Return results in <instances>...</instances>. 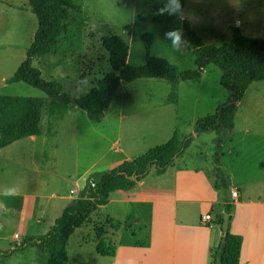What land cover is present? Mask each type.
Returning a JSON list of instances; mask_svg holds the SVG:
<instances>
[{"label": "rangeland", "instance_id": "obj_1", "mask_svg": "<svg viewBox=\"0 0 264 264\" xmlns=\"http://www.w3.org/2000/svg\"><path fill=\"white\" fill-rule=\"evenodd\" d=\"M74 1L78 7L71 9L67 29L58 47L49 54L33 59V64L41 69L43 76L61 81L63 89L73 96L88 92L111 69L109 54L101 40L106 34H119L129 42L130 63L142 64L146 61L141 33L151 31L156 36L153 54L168 57L182 68L196 67L193 45L182 21L175 19L170 24H161L143 19L144 15L157 14L164 6L161 0ZM183 9L185 17L206 43L230 41L233 25H240L247 35L264 37V0H184ZM37 27L38 18L30 0H0V95L45 97L41 121L43 133L0 147V192H10L17 198L29 192L39 193L43 219L41 230L49 227L51 219L60 214L67 197L85 196L89 185L102 172L167 140L169 127L165 129L164 126L178 122L181 131L188 135L192 123L186 118L191 111L198 116L209 114L215 110L219 99L224 102L229 95L220 82L222 70L210 63L201 81H171L161 77L121 81L103 118L94 120L83 108L54 102L43 90L30 83L9 80L26 58ZM178 27L183 28L182 39L188 42V47L179 52L171 48L170 39H165L166 32ZM169 103L179 107L175 118L174 114H169ZM159 105H166V110L154 109ZM156 128H161L162 132H154ZM207 142H204L205 148L199 141L192 146L188 153L191 162L196 161L194 156L200 150L204 151L205 156L208 154ZM145 177L146 183L170 181L168 174H159L155 169ZM112 195L115 197L113 200L93 212L96 225L87 222L73 234L70 239L72 254L75 252L72 249L83 238L89 243V249L95 247L98 251L99 238L95 229L101 227L114 232L112 224L107 223L108 218H113L112 215L117 216L114 217L116 221L123 223L115 231L116 237L120 239L125 236L124 225H132L131 221L125 224L122 219L127 204L121 198L127 194L116 191ZM32 196L25 198L31 201ZM102 237L108 242L105 238L108 234ZM10 245L5 247L9 248ZM28 249L29 254H24L23 258L4 257L3 264H23L22 259L48 263L47 254L38 247Z\"/></svg>", "mask_w": 264, "mask_h": 264}, {"label": "trees", "instance_id": "obj_2", "mask_svg": "<svg viewBox=\"0 0 264 264\" xmlns=\"http://www.w3.org/2000/svg\"><path fill=\"white\" fill-rule=\"evenodd\" d=\"M179 3L184 8V0H179ZM30 5L37 15L38 27L34 40L27 49L26 58L9 80L30 83L43 90L54 102L76 105L86 110L90 118L100 121L121 81L150 77L167 78L171 81L195 80L202 76L210 63L216 64L222 70L220 82L228 90L229 95L218 105L214 113L197 119L193 133L181 136L180 131L176 129L169 140L153 145L137 157L125 159L118 166L102 172L89 185L86 195L74 198L72 204L64 209L46 233L28 234L20 242H13L7 249L0 247V258L36 246L47 254V264H68V243L75 229L91 222L93 212L109 202L112 192L133 188L153 169L159 173L166 172L200 132L210 130L217 132L215 173L220 182H217L216 186H225V180L220 172L223 145L235 127L239 101L247 88L252 82L264 79V37L247 35L240 25H233V36L230 41L209 44L192 26L191 21L185 18L182 23L193 45L196 67L182 68L168 57L153 54L152 47L156 36L151 31L141 33L147 57L142 64L128 62L130 44L121 35L106 34L101 40L103 48L109 54L111 69L104 73L88 92L73 96L63 89L61 81L43 76L41 69L33 64V59L38 55L49 54L58 47L60 38L67 29L70 11L78 5L74 0H30ZM143 19L170 24L177 17L165 13L144 15ZM44 106V96L0 95V147L24 137L41 135ZM225 211L232 212L230 202L225 203ZM223 221L222 215L218 220L222 231ZM107 223L112 224L114 228H119L123 224L111 217L107 219ZM102 236L101 232L98 251L101 254L114 255L116 247L106 242ZM241 245V235L229 229L228 234L222 235L212 250L214 263L238 264Z\"/></svg>", "mask_w": 264, "mask_h": 264}, {"label": "crops", "instance_id": "obj_3", "mask_svg": "<svg viewBox=\"0 0 264 264\" xmlns=\"http://www.w3.org/2000/svg\"><path fill=\"white\" fill-rule=\"evenodd\" d=\"M206 69L195 80L201 81ZM222 101L218 100L211 113ZM169 105V114H174L175 118L179 107L173 103ZM165 106L159 105L154 109L166 110ZM199 117L194 111L188 114L186 120L192 123L189 133L194 132ZM177 123L164 126L165 129L169 127L167 140L177 128L182 136L186 135L187 132L181 131V124L178 126ZM160 129L156 128L154 132L161 133ZM206 140L209 143L208 154L205 156L204 151L200 150L194 156L196 161L191 162L188 153L192 146L199 141L205 148ZM216 141L215 130L196 134L174 164L166 172L159 173L168 174V182L157 180L146 183L144 177L129 190H117L127 194L121 198L127 204L122 219L125 224L131 221L132 225H124L125 236L120 239L115 234L117 228H114V232L101 227L95 229L98 231L97 238L101 232L108 234L105 238L116 247L115 254H100L95 247L89 249L86 238L72 249L75 251L72 254L70 239L76 233V228L69 239L68 264H215L212 250L223 235L218 220L224 215L226 202L232 204L230 230L242 237L238 264H264V79L252 82L239 101L235 127L224 143L220 157L224 187L216 186L220 182L215 173ZM236 190L237 194L234 195ZM115 192L111 193L110 200L115 198L112 195ZM22 195L17 198L10 192H0L1 248L7 249L5 246L9 243L20 242L28 234L46 233L77 196L67 197L60 214L51 219L49 227L41 230L40 194L29 192ZM30 195L33 196L28 201L25 196ZM207 213L211 214L212 219H203ZM90 223L96 225L94 220ZM16 233L18 237H15ZM28 251L26 248L15 252L9 258H23L24 254H29ZM4 259L0 258V264ZM22 260L23 264H40L38 260Z\"/></svg>", "mask_w": 264, "mask_h": 264}, {"label": "clouds", "instance_id": "obj_4", "mask_svg": "<svg viewBox=\"0 0 264 264\" xmlns=\"http://www.w3.org/2000/svg\"><path fill=\"white\" fill-rule=\"evenodd\" d=\"M161 3H163L164 6L159 9L157 15H164L167 13L168 15L177 17V19L180 21H183L186 18L183 6L178 2V0H161ZM182 37V27L171 29L165 33V39L171 40L170 46L174 51L177 52L188 47V42L183 40Z\"/></svg>", "mask_w": 264, "mask_h": 264}, {"label": "water", "instance_id": "obj_5", "mask_svg": "<svg viewBox=\"0 0 264 264\" xmlns=\"http://www.w3.org/2000/svg\"><path fill=\"white\" fill-rule=\"evenodd\" d=\"M72 202H73V200L70 202L69 205H71ZM223 217H224V221L222 224L223 236H226L229 232V229H230V220L232 218V214L230 212L225 211Z\"/></svg>", "mask_w": 264, "mask_h": 264}, {"label": "built area", "instance_id": "obj_6", "mask_svg": "<svg viewBox=\"0 0 264 264\" xmlns=\"http://www.w3.org/2000/svg\"><path fill=\"white\" fill-rule=\"evenodd\" d=\"M233 194L236 195V194H237V190L234 191ZM203 219H205V220H210V219H212V216H211L210 213H207V214H204V215H203ZM15 235H16V237H18V234H17V233H16Z\"/></svg>", "mask_w": 264, "mask_h": 264}]
</instances>
